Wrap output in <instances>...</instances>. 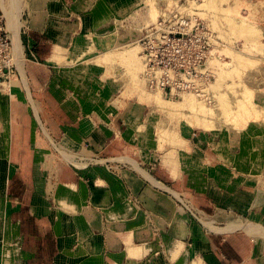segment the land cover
Returning a JSON list of instances; mask_svg holds the SVG:
<instances>
[{"label": "crops", "instance_id": "1", "mask_svg": "<svg viewBox=\"0 0 264 264\" xmlns=\"http://www.w3.org/2000/svg\"><path fill=\"white\" fill-rule=\"evenodd\" d=\"M9 1L4 3L13 17L0 7L7 26L10 20L19 23L21 47L24 10L32 18L29 31L39 38L27 43L33 63L65 66L103 50L96 58L103 64L99 59L104 61L107 52L137 42L154 20L149 0ZM150 1L157 7L172 0ZM38 47H48L49 55L35 56L31 49ZM26 72V90L27 78L32 83L45 81L44 76ZM116 72L121 73L119 68ZM140 103L132 109L138 115L144 104ZM87 127H79L78 136L65 137L66 141L81 153L116 159L113 169L95 164L75 168L38 141L0 137V264H264V234L256 229L263 222L235 215L216 224L209 216L195 214L178 196L210 208L215 205L208 199L213 189L199 186L198 194V187L179 175L182 170L194 172L187 163L183 166L175 148L159 154L155 146H160V137H109L114 131L107 126L99 128L94 140L95 121L90 119ZM195 135L203 137L200 132ZM168 137L179 141V136ZM124 140L141 143L133 150L137 158L104 153ZM143 140L155 144L153 152L144 150ZM119 158L131 164L124 166ZM220 192L232 199L225 203L228 207L243 196Z\"/></svg>", "mask_w": 264, "mask_h": 264}, {"label": "rangeland", "instance_id": "2", "mask_svg": "<svg viewBox=\"0 0 264 264\" xmlns=\"http://www.w3.org/2000/svg\"><path fill=\"white\" fill-rule=\"evenodd\" d=\"M0 4L13 17L4 0ZM149 4L154 20L147 30L176 14L175 20L183 16L189 27L194 26L193 49L200 51V57L191 53L193 75L199 83L197 92L175 94L150 88L143 74L142 36L127 47L107 52L104 61L99 59L103 64L96 61L103 50L65 66L51 61L33 63L27 43L39 38L29 31L32 18H27L24 10L21 47L19 23L10 20L7 26L0 7V137L38 141L41 148L79 169L93 164L113 169L116 161L98 152L82 154L66 141L65 137L78 136L79 127L90 129V119L95 121L94 140L104 126L114 131L109 137H160L155 151L164 154L175 148L183 166L187 163L194 172L182 170L179 175L184 182L198 187V194L199 186L213 189L208 197L215 203L212 208L178 194L195 214L209 216L216 224L235 215L264 223V0H172L157 7L149 0ZM31 50L38 58L50 52L48 47ZM24 69L46 77L45 81L32 83L27 78L26 90ZM140 102L144 104L138 115L132 109ZM197 132L203 137L196 136ZM169 135L179 136L178 144L170 141ZM142 144L145 151L153 152V142L143 140ZM138 146L141 143L124 140L104 153L137 158L139 154L136 156L133 150ZM117 160L124 166L131 164L126 159ZM146 161L149 165L151 160ZM220 191L243 196L236 197V205L228 207L225 203L232 199ZM232 209L236 213L230 214ZM256 227L264 232V226Z\"/></svg>", "mask_w": 264, "mask_h": 264}, {"label": "built area", "instance_id": "3", "mask_svg": "<svg viewBox=\"0 0 264 264\" xmlns=\"http://www.w3.org/2000/svg\"><path fill=\"white\" fill-rule=\"evenodd\" d=\"M175 16V14H173ZM168 16L146 29L142 35V52L145 68L143 74L150 88L178 94L197 92L199 83L193 75V56L196 47L193 27L183 16L177 20ZM170 21L167 24V21ZM174 21V22H171ZM192 37V38H191ZM194 50V51H193ZM200 57V51L195 52ZM197 69V68H195ZM2 70V67H1Z\"/></svg>", "mask_w": 264, "mask_h": 264}, {"label": "bare ground", "instance_id": "4", "mask_svg": "<svg viewBox=\"0 0 264 264\" xmlns=\"http://www.w3.org/2000/svg\"><path fill=\"white\" fill-rule=\"evenodd\" d=\"M264 234V232H262Z\"/></svg>", "mask_w": 264, "mask_h": 264}]
</instances>
